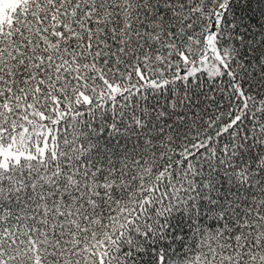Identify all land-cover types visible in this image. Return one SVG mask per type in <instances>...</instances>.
<instances>
[{
  "label": "snow or ice",
  "instance_id": "6c2138e0",
  "mask_svg": "<svg viewBox=\"0 0 264 264\" xmlns=\"http://www.w3.org/2000/svg\"><path fill=\"white\" fill-rule=\"evenodd\" d=\"M0 264H264V0H0Z\"/></svg>",
  "mask_w": 264,
  "mask_h": 264
}]
</instances>
